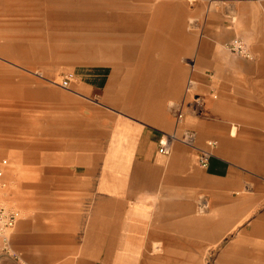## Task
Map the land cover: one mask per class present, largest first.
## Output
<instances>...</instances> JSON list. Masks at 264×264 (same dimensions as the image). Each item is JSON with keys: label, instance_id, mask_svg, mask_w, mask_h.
<instances>
[{"label": "crops", "instance_id": "0c3cea01", "mask_svg": "<svg viewBox=\"0 0 264 264\" xmlns=\"http://www.w3.org/2000/svg\"><path fill=\"white\" fill-rule=\"evenodd\" d=\"M61 1L41 3L51 10L47 23L84 21L103 34L100 40L111 39L112 57L106 58L119 80L115 89L102 82L98 88L123 98L111 99L116 109L109 129L87 144L93 155L51 164L44 175L43 182H56L48 187L73 193L80 202L45 205L29 216L32 264H143L163 245L202 229L205 238L212 232L220 238L225 219L212 231L210 217L195 212L210 180L227 194L264 176V0ZM235 38L247 42L254 60L226 49ZM74 40L82 54V43L97 37L80 34ZM200 92L210 93L217 134L204 130L211 124L204 117H186V108L205 109ZM173 106L183 107V125ZM184 129L198 134L201 148L218 138L208 168L199 164L196 149L180 142L170 156L160 153L163 136ZM256 232L264 236V227Z\"/></svg>", "mask_w": 264, "mask_h": 264}, {"label": "rangeland", "instance_id": "374dc122", "mask_svg": "<svg viewBox=\"0 0 264 264\" xmlns=\"http://www.w3.org/2000/svg\"><path fill=\"white\" fill-rule=\"evenodd\" d=\"M43 2L0 0V48L12 49L6 54L0 53V169L4 170L3 177L8 184L2 201L20 209L24 217L13 237L21 259H2L0 264H32L29 216L37 209L80 202L73 193L48 187L56 182H43L44 175L50 172L51 164H75L93 155L95 148L87 144L92 143V135L100 137L107 132L109 116H114L112 111L116 109L112 100L120 103L123 98L113 96L114 83L119 79L114 75L112 61L106 58L112 57V40H100L103 34L90 29L84 21L47 23L51 10L41 4ZM60 4L50 9L55 11ZM73 6L75 9L76 5ZM64 8L69 7L66 4ZM42 22L44 28H41ZM96 24L102 25L101 22ZM59 33L72 38L66 41L55 38ZM80 34L97 37V40L82 43L85 45L82 54L78 50L81 43L74 40ZM66 45L72 46L71 51L57 48ZM106 69L108 73L104 74ZM73 74V81L65 88L63 81ZM100 82L104 84L102 87L109 83L113 88L112 97L98 88ZM196 94L206 96V107L197 113L186 108V117H204L211 123L205 125L204 130L219 133V124H213L210 93ZM187 101L195 102L194 97ZM172 110L175 116L178 107L173 106ZM188 126L196 130L195 126ZM225 126L229 133V123ZM4 161H8V166H3ZM256 179L257 185L249 182L227 194L219 192L221 183L210 180V190L196 204L195 212L200 218L210 217L212 231L216 223L225 219L220 238H205L202 229L195 236L181 237L178 243L163 245L155 250V255L144 257L143 264H264V258L259 255L264 253V236L256 232L264 227V176ZM81 206L88 208L83 202Z\"/></svg>", "mask_w": 264, "mask_h": 264}, {"label": "built area", "instance_id": "2783aa9c", "mask_svg": "<svg viewBox=\"0 0 264 264\" xmlns=\"http://www.w3.org/2000/svg\"><path fill=\"white\" fill-rule=\"evenodd\" d=\"M225 47L229 52H232L235 55L241 56L245 59H255L249 48V45L242 39L235 38ZM74 77V74L68 75L63 81L62 85L65 88H68ZM188 85V91H191L192 82H190ZM176 118L180 125L184 124L186 117L183 107H180L177 110ZM182 133V135H179L178 133L164 135L160 142V153L170 156L173 150V144L180 142L185 146L187 145L190 148L196 149L198 151L199 164L201 167L208 168L210 166L211 159L215 156V150L217 149L216 147L218 146V143L216 141H210L208 143V147L201 148L198 146V134L195 131L184 129L182 130ZM3 166H8V161H4ZM4 174V170L0 169V260H20V254L13 247V232L17 225L23 221L24 217L20 209L15 207L11 208L2 201V198L6 194L5 191L8 188V184L3 177Z\"/></svg>", "mask_w": 264, "mask_h": 264}, {"label": "bare ground", "instance_id": "6f19581e", "mask_svg": "<svg viewBox=\"0 0 264 264\" xmlns=\"http://www.w3.org/2000/svg\"><path fill=\"white\" fill-rule=\"evenodd\" d=\"M36 26H37L38 28L40 27V26L37 25V24H36ZM44 26H45V25H44L43 22H42V24H41V28H44ZM54 37H55V38H56V37H59V39H62V40H64V41L68 40L69 38H72V36L64 35V34H55ZM75 39L77 40V38H75ZM70 41H71V39H70ZM57 48L60 49V50H62V51H65V52H69V51H71L72 46H69V45H66V46H57ZM8 50H12L11 47H9V46L1 47V48H0V53H4V54H6ZM207 206H208V205H207ZM200 208H201V207H200ZM216 235H217V233H213V232H212V233H211V238H215ZM116 250H117V249H116ZM260 256L264 257V253L261 252ZM145 260H146V259H145Z\"/></svg>", "mask_w": 264, "mask_h": 264}]
</instances>
